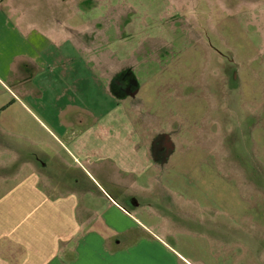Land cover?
<instances>
[{"label":"rangeland","instance_id":"1","mask_svg":"<svg viewBox=\"0 0 264 264\" xmlns=\"http://www.w3.org/2000/svg\"><path fill=\"white\" fill-rule=\"evenodd\" d=\"M78 3L85 10L106 13L98 23V41H105L108 33L115 41L112 57L120 66H133L134 71L126 68L124 72H134L139 83L147 84L138 95L134 83L136 106L132 100L119 102L104 87L101 66L96 65L93 74L86 65L80 66V73L89 77L87 84L81 78L75 83L84 92L78 93V99L86 97L94 108L92 117L82 113L80 118L93 128L110 129L118 143L127 140L131 127L145 128L152 136V116L139 115L144 113L139 110L153 111L160 115L153 124L166 132L160 134L162 149L173 153L171 159L176 162L174 169L169 164L159 174L162 182L153 181L147 194L138 196L147 206L145 224L167 232V240L196 264H203L202 260L205 264H264V0ZM16 84L0 70V160L11 164L0 175L14 174L29 158L28 154L13 157L14 151L6 149V144L17 145L26 132L21 125L8 123L11 116L42 127L45 137L52 134L45 124L59 135L63 129L58 126L61 118L53 89L43 90L42 98L21 93L22 100L16 98L13 107L2 110L15 100L11 90L19 89ZM23 102L32 108L33 116ZM68 120H73V114ZM119 129L122 135L116 137ZM125 146L124 153L129 151ZM51 170L59 169L51 166ZM0 181L6 186L13 183ZM161 192L174 193L178 201L161 199ZM175 201L181 211L178 205L169 207ZM216 241L231 247L223 249Z\"/></svg>","mask_w":264,"mask_h":264},{"label":"crops","instance_id":"2","mask_svg":"<svg viewBox=\"0 0 264 264\" xmlns=\"http://www.w3.org/2000/svg\"><path fill=\"white\" fill-rule=\"evenodd\" d=\"M80 1L0 0V70L12 84L17 80L19 88L11 90L15 100L2 110L13 107L16 98L22 100L21 93L42 98L45 89H53L61 118L58 126L63 128L59 135L45 124L52 132L45 137L42 127L36 128L29 120L9 119L8 123L21 125L26 132L17 145L6 144V149L14 151L13 157L28 154L29 158L14 174L0 175L2 181L13 182L0 185V264H196L167 240V232L159 233L142 219L147 206L138 196L146 195L153 181H160L159 174L169 164L174 169L176 163L172 153L164 165L155 150L157 136L166 133L153 124L160 115L139 110L144 112L139 115L152 116V136L145 128L131 127L127 140L118 143L110 129L93 128L80 118L82 113L94 115L92 102L86 97L78 99L76 82L81 78L87 84L89 77L80 73V66L86 65L92 74L96 65L101 66V80L112 95V78L126 68L134 71L133 66H120L112 57L115 41L108 33H103L105 41H98L99 22L106 13L85 10ZM136 81L139 95L147 84ZM137 94L124 93L119 102L132 100L136 106ZM23 104L33 116L32 108ZM70 113L72 121L68 120ZM118 131L116 137L122 135ZM124 145L129 150L126 153ZM10 165L1 159L0 171H8ZM51 166L59 169L57 173ZM112 189L120 193L113 194ZM174 195L162 193L160 198L178 201ZM216 244L231 247L221 241Z\"/></svg>","mask_w":264,"mask_h":264},{"label":"flooded vegetation","instance_id":"3","mask_svg":"<svg viewBox=\"0 0 264 264\" xmlns=\"http://www.w3.org/2000/svg\"><path fill=\"white\" fill-rule=\"evenodd\" d=\"M128 70H130V68H127ZM131 71V70H130ZM136 76L133 75L132 72L129 71H121L117 76H115L114 78H112L111 84L115 83L114 88V96L116 97L117 100H121L123 94H127V95H133L135 90H133V87L137 84L134 85L136 81ZM161 140V136H157L156 138V142H154V147L156 152L160 153L162 157H160L161 162L165 165L168 161H169V157L172 153L170 152H165L163 151V144L160 141ZM166 146V145H165ZM173 149L170 147V150ZM173 152V151H172Z\"/></svg>","mask_w":264,"mask_h":264}]
</instances>
